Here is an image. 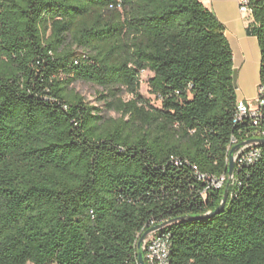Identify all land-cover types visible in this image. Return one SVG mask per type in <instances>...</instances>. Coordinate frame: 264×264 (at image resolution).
<instances>
[{"label":"trees","instance_id":"16d2710c","mask_svg":"<svg viewBox=\"0 0 264 264\" xmlns=\"http://www.w3.org/2000/svg\"><path fill=\"white\" fill-rule=\"evenodd\" d=\"M250 7L259 88L264 0ZM143 71L160 107L139 93ZM236 92L224 27L200 0H0V264H138L143 229L173 220L170 264H264V147L234 169L223 210L197 218L227 183L201 176L226 175L247 131Z\"/></svg>","mask_w":264,"mask_h":264},{"label":"built area","instance_id":"2783aa9c","mask_svg":"<svg viewBox=\"0 0 264 264\" xmlns=\"http://www.w3.org/2000/svg\"><path fill=\"white\" fill-rule=\"evenodd\" d=\"M251 1L237 0L239 13L248 19V23L252 18ZM233 122L235 125L246 123L247 131L239 138L231 137L227 147L228 154L236 145L249 140L264 139V85L258 88L253 105L250 106L242 100H237ZM260 155L261 149L258 143L240 147L233 153L234 169L254 164L260 158ZM201 178L207 180L210 187L219 190L223 188L228 176L224 174L216 178H206L204 176H201ZM158 224L160 223L151 222L143 229L141 234ZM142 252L146 264H170V235L164 232L148 235L143 241Z\"/></svg>","mask_w":264,"mask_h":264},{"label":"crops","instance_id":"0c3cea01","mask_svg":"<svg viewBox=\"0 0 264 264\" xmlns=\"http://www.w3.org/2000/svg\"><path fill=\"white\" fill-rule=\"evenodd\" d=\"M200 1L224 27L233 55L237 99L248 105L251 101L254 104L256 96L253 97L248 88L257 89L259 85L260 50L256 38L246 32L248 19L239 13L237 0Z\"/></svg>","mask_w":264,"mask_h":264},{"label":"rangeland","instance_id":"374dc122","mask_svg":"<svg viewBox=\"0 0 264 264\" xmlns=\"http://www.w3.org/2000/svg\"><path fill=\"white\" fill-rule=\"evenodd\" d=\"M152 77V74L148 71H143L139 74V93L146 98L149 101V105L152 107H160V102L156 100V98L149 93V88H148V80L149 78ZM238 86V83H237ZM73 90L79 94L86 103H88L90 106L99 108L102 110V115L105 117L109 118H118L119 115L112 111L108 110L105 107V102L103 99L100 98V95L103 93L102 89L99 88L98 86L88 84V83H83V82H75L71 85ZM238 89V88H237ZM245 89V88H244ZM257 89H251L248 88V91L250 94L255 97L257 94ZM117 97L120 98L124 102H128L132 99V96L127 93L124 89H121L117 93ZM249 104H253V102H249Z\"/></svg>","mask_w":264,"mask_h":264},{"label":"water","instance_id":"95a60500","mask_svg":"<svg viewBox=\"0 0 264 264\" xmlns=\"http://www.w3.org/2000/svg\"><path fill=\"white\" fill-rule=\"evenodd\" d=\"M235 84H236V79H235ZM252 143H258L259 146L264 147V139H255V140H249L247 142L241 143L239 145L234 146L231 151L228 154V170H227V183L225 185L224 191H223V195H222V200L221 203L219 204V206L211 213L205 215V216H199L197 218H210L216 214H219L224 206H225V202L226 199L228 197V192H229V187L231 185V182L233 180L234 177V161H233V153L239 149L240 147L244 146V145H248V144H252ZM197 218H188V219H197ZM177 220H173V221H167V222H162L152 228L147 229L139 238V240L137 241L136 244V250H137V259H138V264H146L144 257H143V252H142V244L143 241L145 240V238L152 234V233H157L160 232L162 230H164L166 227H168L169 225H171L172 223H174Z\"/></svg>","mask_w":264,"mask_h":264}]
</instances>
